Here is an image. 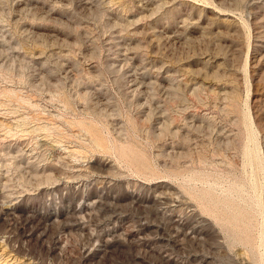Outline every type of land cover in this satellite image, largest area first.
<instances>
[{"label": "rangeland", "instance_id": "374dc122", "mask_svg": "<svg viewBox=\"0 0 264 264\" xmlns=\"http://www.w3.org/2000/svg\"><path fill=\"white\" fill-rule=\"evenodd\" d=\"M0 264H264V0H0Z\"/></svg>", "mask_w": 264, "mask_h": 264}]
</instances>
